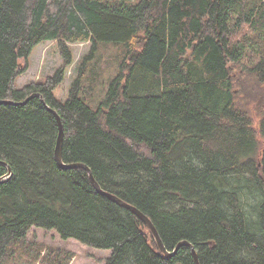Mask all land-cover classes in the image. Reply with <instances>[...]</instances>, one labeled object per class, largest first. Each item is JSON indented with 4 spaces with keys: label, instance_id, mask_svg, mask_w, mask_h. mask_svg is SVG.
I'll return each mask as SVG.
<instances>
[{
    "label": "trees",
    "instance_id": "16d2710c",
    "mask_svg": "<svg viewBox=\"0 0 264 264\" xmlns=\"http://www.w3.org/2000/svg\"><path fill=\"white\" fill-rule=\"evenodd\" d=\"M244 25L249 33L234 37ZM47 41L60 66L16 85L21 61ZM79 42L89 49L62 100L54 91ZM104 42L121 53L90 106L84 87L99 78L90 65ZM244 58L237 89L264 90V0H0V264L13 245L31 255L32 226L108 249L102 264H195L186 244L160 251L84 167L56 162L57 116L60 161L86 165L147 216L168 252L186 241L199 264H264V152L253 159L264 102L257 123L235 102ZM34 93L42 99L24 101Z\"/></svg>",
    "mask_w": 264,
    "mask_h": 264
},
{
    "label": "rangeland",
    "instance_id": "374dc122",
    "mask_svg": "<svg viewBox=\"0 0 264 264\" xmlns=\"http://www.w3.org/2000/svg\"><path fill=\"white\" fill-rule=\"evenodd\" d=\"M137 1V0H131ZM240 32L234 37H240L243 34L249 33L248 28L242 26ZM123 45L122 43H117ZM72 51V64L66 69L65 78L55 88L54 94L56 97L65 100L68 94L70 82L77 76V68L81 62L82 55H84L89 49V43L79 42L70 44ZM121 48L113 45L112 42L101 43L98 54L95 55L94 60L96 69L99 72V78L94 83H86L84 87V95L86 102L92 106L96 105L99 100L103 98V94L106 93L109 83L107 77L110 71H113L115 62L119 59ZM252 58L251 55H248ZM248 57V58H249ZM250 60L244 58L240 65L234 67L232 76H234L233 92L235 93L236 104L241 109L245 110L253 120L254 123L259 122L260 119V107L264 102V90H259L258 85L255 86L251 83L249 90L244 89L241 83L239 84L240 89L236 84L238 83L237 73L235 70L238 69L244 63L249 64ZM22 64L28 66L24 73L17 77L16 85L22 86L33 80L42 81L47 76L51 75L58 66H60L62 59L60 57L59 49L55 41H47L37 44L28 56V60H22ZM91 68V67H89ZM89 74V70L86 75ZM243 76V75H242ZM248 76H243V81L249 80ZM81 95V94H80ZM82 97V95H81ZM89 97L90 99H87ZM83 98V97H82ZM83 98V99H84ZM258 149L254 153L253 159L256 163H261L264 152V140L259 136ZM252 203V199H249ZM0 219H3L0 216ZM24 243H29L32 248L30 256L26 254L24 244L22 246H12L9 255L5 258L4 264H57L58 261H63L70 254V258L67 264H102V259L108 253L106 249H99L95 247H89L77 239L67 238L62 239L60 235L54 230H46L43 228H36L35 226L30 227Z\"/></svg>",
    "mask_w": 264,
    "mask_h": 264
},
{
    "label": "water",
    "instance_id": "95a60500",
    "mask_svg": "<svg viewBox=\"0 0 264 264\" xmlns=\"http://www.w3.org/2000/svg\"><path fill=\"white\" fill-rule=\"evenodd\" d=\"M39 97L40 99H42L41 97V94L40 93H34L32 94V96L30 95L29 97L26 98V100L24 101H27L28 99H30L31 97ZM0 103H2V101H0ZM57 121H58V124H59V133H58V137L56 139V146H55V159H56V162H58L59 164H61L62 166L64 167H75V166H81V167H84L90 177V180L93 184V186H95V188L97 189V191L100 193V194H103V195H106L107 197H109V199L113 200L114 202H116L117 204L129 209L130 211H132L133 213L137 214L142 220H144V223H146V225L148 226L149 230L151 231L152 233V236L154 237L157 245H158V249L160 251H162L163 253H165L166 255L170 256L172 255L177 249L179 246L183 245V244H186L189 246L190 250H191V253H192V256H193V261L195 264H199L198 260H197V255H196V252L194 250V248H192L193 246L186 242V241H183V242H179L177 244L176 247H174V250L173 252H168L166 249H164V246L162 244V241L160 239V237L158 236V232L156 231L155 227L153 226V224L151 223L150 219L145 216L142 212L138 211V209L130 204H128L127 202L121 200L120 198H117L115 195L113 196V194H110L104 190L101 189V187L98 186V184L96 183V181L94 180V178L92 177V174L90 173V169L88 167H86V165L84 164H80V163H71V164H68V165H64L62 163L61 160V147H62V140H63V130H62V125H61V122H59L60 120L58 119V116H57ZM11 173V170L8 169V175Z\"/></svg>",
    "mask_w": 264,
    "mask_h": 264
},
{
    "label": "crops",
    "instance_id": "0c3cea01",
    "mask_svg": "<svg viewBox=\"0 0 264 264\" xmlns=\"http://www.w3.org/2000/svg\"><path fill=\"white\" fill-rule=\"evenodd\" d=\"M106 250H108V249H106ZM108 255H109V251H108V253L105 255V257L108 256Z\"/></svg>",
    "mask_w": 264,
    "mask_h": 264
}]
</instances>
